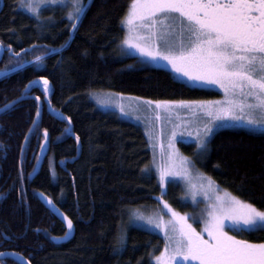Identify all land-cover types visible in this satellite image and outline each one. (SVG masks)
Masks as SVG:
<instances>
[{"label":"trees","instance_id":"1","mask_svg":"<svg viewBox=\"0 0 264 264\" xmlns=\"http://www.w3.org/2000/svg\"><path fill=\"white\" fill-rule=\"evenodd\" d=\"M19 4L0 0V70L23 62L0 78V107L29 87L10 113H0V252L20 253L31 264H153L164 239L123 224L128 211L155 207L163 195L147 137L139 125L99 110L91 93L109 90L152 101L214 100L220 94L190 87L170 70L144 65L137 57H121L117 45L129 0H91L71 41L69 8L45 6L37 19ZM48 49L57 51L48 54ZM40 76L49 81L47 93L29 85ZM45 129L49 153L40 174L30 180ZM207 144L203 153L195 144H182L181 151L221 192L264 209V133L218 130ZM146 166L153 169L150 176ZM177 188L169 184L164 196L183 211L189 204ZM40 193L72 220L75 235L66 244L53 242L66 229L41 204ZM245 239L264 242V231ZM16 261L13 255L0 257V264Z\"/></svg>","mask_w":264,"mask_h":264},{"label":"snow or ice","instance_id":"2","mask_svg":"<svg viewBox=\"0 0 264 264\" xmlns=\"http://www.w3.org/2000/svg\"><path fill=\"white\" fill-rule=\"evenodd\" d=\"M90 4L91 0L88 3L71 0L70 4L65 3V0H20L19 7L25 8L37 19L42 10L41 5L70 7L66 16L71 39L72 31L77 30ZM121 24L128 29L122 41V45L128 46L123 49L124 52L128 48H135L140 53L138 59L141 62H144L143 57H162L176 73L187 79L189 85H218L224 90L227 97L225 103L216 102L215 107L197 105L212 118L204 125L203 133L197 134L198 154L206 151L207 140L214 128L235 126L246 128L249 132L264 133V0H129ZM142 29L146 30V36L140 34ZM157 41L163 43L165 51L160 50ZM67 44L68 41L60 48L63 49ZM56 51L48 49V54ZM35 60L43 62L39 56ZM22 63L17 61L15 67L0 70V73L6 76L8 72L16 71ZM40 81H43L42 85ZM29 85H39L45 93L50 90L45 76L29 81ZM28 92L29 87L26 86L22 96L0 107V113H10ZM35 99L39 101L40 98ZM100 103L104 101L100 100ZM176 104L188 105L189 102H149V106L155 105L156 109L169 111L170 106ZM120 110L124 112L123 107ZM256 113L259 115H254ZM40 115L37 106L36 116ZM65 119L70 121L71 117ZM32 123L36 125L37 121L34 119ZM65 132H71V129L66 128ZM175 136L173 131L172 139ZM76 139L79 140V137ZM169 147L174 150V155L175 146L171 139ZM181 160V169L175 171L172 170L174 165L168 168L157 165L159 180L163 183L166 177L179 176L188 182L191 189L194 186L189 179L190 169L187 166L191 162L187 158ZM144 171L150 176L153 169L146 166ZM198 175L202 177L206 191L215 192L212 178L202 173ZM207 198L213 202L202 210L204 218L201 231L189 223L187 215L172 209L167 201H163L171 217L167 222L158 214L147 217L137 215L135 219L130 217L132 223L146 221L147 225L164 232L166 243L160 255L155 257L156 264H264V242L253 243L230 235V231L252 233L264 230V209L227 191L223 195ZM160 199L163 200V197ZM192 200L195 201V192H192ZM65 219L69 231L60 239L69 238L73 229L72 220ZM125 236L122 230L118 237L121 246ZM8 255L17 257L16 264H31L20 253L0 252V257Z\"/></svg>","mask_w":264,"mask_h":264},{"label":"rangeland","instance_id":"3","mask_svg":"<svg viewBox=\"0 0 264 264\" xmlns=\"http://www.w3.org/2000/svg\"><path fill=\"white\" fill-rule=\"evenodd\" d=\"M71 0H65V3L70 4ZM46 5H41V9L45 8ZM50 8H63L67 9L69 8V11L71 10L70 7H57V6H46ZM25 9V8H24ZM30 13V12H29ZM31 14V13H30ZM32 15V14H31ZM123 27V35L117 45V49L120 52L121 57H140V53L135 48H128L127 52H124L123 49L127 48L128 46L122 45V41L126 38L128 34L127 27ZM141 35L146 36V30H140ZM146 39H148L146 37ZM148 42H151L150 40ZM157 44L159 45V48L161 51H165L163 43L161 41H157ZM144 62H142L144 65L153 67V68H162L166 70H170L174 77L178 79L179 81L185 82L190 87H195L197 89H207L210 91H215L220 94L219 98H214V100H192V101H184L189 102L188 105H172L170 106L171 110H165L163 108L156 109L155 105L149 106V102H152V100H144L141 98H135L131 96H124L119 93H114L109 90L104 91H95L91 93V101L98 107L99 110L102 112H110L114 113L115 115H118L121 119L125 121H129L133 123L134 125H139L145 136L148 140V146L151 151V157H152V168H154L156 177L159 180V173L156 170L157 165H162L165 168H168L170 166L174 167L172 170H178L181 169L182 160L181 158H187L189 163L187 166L190 169V181L191 184L194 186L193 188L188 187V182L179 177H166L165 181L163 183L160 182L159 184L161 188L163 189V200L160 199V197H157V201H159V204L155 207H141L136 209H131V211H128L125 221L123 222L126 229L131 227H137L139 229H143L147 232H150L152 234H158L164 239V244L166 243L164 232L161 229H157L152 225H147L146 221H137L136 223H132L130 220V217L132 219H135L137 215H143L145 217L147 216H155L159 215L163 218L165 222L170 220V213L166 208L163 206V201H167L170 205L169 200L164 196L165 191L167 190L166 187L169 184H176L178 186L177 189H179L182 192V200L189 204V208L183 211L177 210L175 208V211L187 215L189 217V223L193 225L194 228L197 229V231H201L203 228V218L204 213L202 212L203 209L206 208V206L213 201L208 199L207 197H214L216 194L223 195L224 191L221 192L220 188L215 185V192H212L211 190H207L205 186H203V180L198 173H201L197 167L192 163L191 159L186 156L181 151L182 144H195L197 147V134L203 133L204 125L209 123V121L212 119L211 117L207 116L200 107L197 105H212L216 106V102H220L221 104L225 103L227 100V97L224 93V90L220 88L218 85H212V86H201L199 84L191 86L189 85L186 78L182 77L181 74H178L174 71V69L171 68L170 64L163 60L162 57H158L156 59H153L152 57H143L142 58ZM3 74H0V77ZM100 100H103L104 103H100ZM182 101V100H181ZM178 102V101H177ZM121 107H123L124 112H121ZM157 112L159 113V116L157 117ZM254 115H259L258 113ZM219 121H215L214 123H218ZM226 129H243L248 131L246 128L241 127H235V126H228V127H222L219 129H213V134L208 138V141L215 135V132L218 130H226ZM175 131L176 136L174 139H172V133ZM255 133H261L260 131H256ZM171 142L175 146V154L173 155V149L169 147V143ZM155 145V147H153ZM208 145V144H207ZM208 177V176H207ZM175 181V182H172ZM192 192H195V201L192 200ZM124 228V229H125ZM126 229L123 231L126 232ZM261 231H255L252 233L243 232V233H237L234 231H230V235L236 236L238 239L246 240L245 238L251 237L252 235H259ZM160 255V254H159ZM157 255V256H159ZM153 264H156V261L154 259ZM195 264V262H193Z\"/></svg>","mask_w":264,"mask_h":264},{"label":"water","instance_id":"4","mask_svg":"<svg viewBox=\"0 0 264 264\" xmlns=\"http://www.w3.org/2000/svg\"><path fill=\"white\" fill-rule=\"evenodd\" d=\"M87 3H88V1H87ZM74 32L75 31H72V36H73ZM69 40L71 41V39H69ZM3 56H4V47L0 44V62L2 61ZM2 77H4V74L0 78H2ZM40 83L42 84L43 82H40ZM48 150H49V140H48V136L46 138L45 134H44V142L42 143L41 148H40L38 163L36 165L35 170L33 171V174L30 177V180L35 178L38 174H40L39 172L41 171V168L44 164V161L48 156V153H49ZM38 195H39L38 199L41 202V204L44 205L52 213L53 216L57 217V219L65 227L66 231H69L66 227L67 221L65 218H67V219H70V218L68 216H66V214H64L62 212V210L58 207V205L53 203V201L47 195H44L43 193L42 194L40 193ZM49 201H51V203H49ZM53 205H55V207H53ZM74 235H75V226L73 224V229L71 230V235L69 238L60 239L61 237H56L57 239H52V240L56 244H66L67 242L71 241L74 238Z\"/></svg>","mask_w":264,"mask_h":264}]
</instances>
